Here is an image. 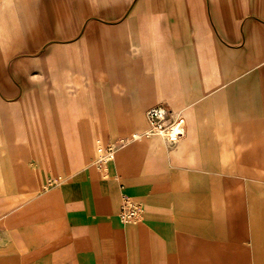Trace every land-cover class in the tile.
I'll return each mask as SVG.
<instances>
[{
    "label": "crops",
    "instance_id": "obj_1",
    "mask_svg": "<svg viewBox=\"0 0 264 264\" xmlns=\"http://www.w3.org/2000/svg\"><path fill=\"white\" fill-rule=\"evenodd\" d=\"M0 199V264H264V0H0Z\"/></svg>",
    "mask_w": 264,
    "mask_h": 264
},
{
    "label": "built area",
    "instance_id": "obj_2",
    "mask_svg": "<svg viewBox=\"0 0 264 264\" xmlns=\"http://www.w3.org/2000/svg\"><path fill=\"white\" fill-rule=\"evenodd\" d=\"M148 128L143 133H137L131 137L118 138L115 144L108 146L106 152L97 164L99 168L114 158L116 145L125 143L128 139H138L141 137L161 136L169 142H175L184 132V120L179 114L172 115L171 111L164 105L158 104L148 108L145 112ZM142 207L138 203L124 198L119 219L122 223L128 224L135 222L141 215Z\"/></svg>",
    "mask_w": 264,
    "mask_h": 264
},
{
    "label": "rangeland",
    "instance_id": "obj_3",
    "mask_svg": "<svg viewBox=\"0 0 264 264\" xmlns=\"http://www.w3.org/2000/svg\"><path fill=\"white\" fill-rule=\"evenodd\" d=\"M104 155V153H101L99 156V159H101L102 158V156ZM98 159V160H99ZM95 168H99V165L96 163V167ZM101 169L103 168V166H101L100 167ZM35 187V186H34ZM42 192V185H40L39 186V190H37V191H31V195L29 196V198H27V199H31V200H33L34 198H36L37 197V195L39 194V193H41ZM11 203H13V202H11ZM16 203H19V202H16ZM0 205H1V207L2 208H7V206H8V202H7V200H5V199H0Z\"/></svg>",
    "mask_w": 264,
    "mask_h": 264
},
{
    "label": "bare ground",
    "instance_id": "obj_4",
    "mask_svg": "<svg viewBox=\"0 0 264 264\" xmlns=\"http://www.w3.org/2000/svg\"><path fill=\"white\" fill-rule=\"evenodd\" d=\"M173 148V147H172Z\"/></svg>",
    "mask_w": 264,
    "mask_h": 264
}]
</instances>
